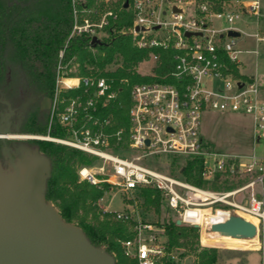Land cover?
Wrapping results in <instances>:
<instances>
[{"label": "built area", "instance_id": "1", "mask_svg": "<svg viewBox=\"0 0 264 264\" xmlns=\"http://www.w3.org/2000/svg\"><path fill=\"white\" fill-rule=\"evenodd\" d=\"M70 6L72 31L59 54L49 120V130L57 121L67 136L56 138L49 133L22 137L54 141L98 157L101 161L96 170H78L81 180L93 185L108 183L123 193L151 186L161 192L176 221L197 225L202 234L211 233L210 226L218 221L204 222L199 217L204 210L224 218L233 214L253 217L258 220V234L260 228L264 230V97L257 79L241 72L239 55L243 51L238 42L246 33L236 26L246 18H264V0H70ZM123 11L132 16L129 28H119ZM230 31L241 35L232 37ZM115 35L131 36L137 49L153 51L147 61L153 68L147 75L155 79L133 85L129 127L119 130L112 129L113 117L103 114L121 92L115 87L116 79L95 74V67L88 75L80 72L74 76L66 71L64 63L73 38H89L88 48L94 54L99 45H92L93 38L103 44ZM251 36L264 43V35ZM167 50L174 53V68L158 77L154 69L160 53ZM121 64L118 68L123 67ZM119 82L126 84L128 80ZM79 89L76 96L63 95ZM206 112L249 116L251 151L212 149L201 132ZM158 156L203 160L201 175L207 182L218 176L230 182H245L235 189L220 191L199 187L155 169L153 160ZM257 186L260 199L255 196ZM103 211L112 212L106 208ZM115 213L116 220L134 223V238L123 243L128 256L137 259L138 264H164L166 259L171 260L166 242L160 241L166 233L163 225L141 220L135 209Z\"/></svg>", "mask_w": 264, "mask_h": 264}, {"label": "trees", "instance_id": "2", "mask_svg": "<svg viewBox=\"0 0 264 264\" xmlns=\"http://www.w3.org/2000/svg\"><path fill=\"white\" fill-rule=\"evenodd\" d=\"M61 1L59 13L47 19L43 18L39 26L35 25V20H32L34 25L26 28L23 33L24 37H21L24 44L19 49L23 70L37 81L43 90L49 92L52 100L56 90L59 52L71 32L73 23L70 0ZM131 25V14L123 11L119 28H129ZM89 43L90 39L87 37L73 38L66 50L65 60L77 56L81 74L88 75L91 73V67H95L98 70L95 74L116 79L115 87L121 92L117 101L104 110L103 114L113 117V130L128 129V109L133 85L155 80L137 71L140 64L150 60L153 51L137 49L133 45L131 36L128 35L111 37L97 47L96 54L89 50ZM173 56L174 53L170 50L160 53L158 65L154 69L158 77L173 70L175 63ZM118 63H122L123 67L113 72H105L108 67ZM120 79H127L128 83L121 84ZM80 92L81 89L72 90L63 92V95L76 96ZM48 121L49 117L42 126L34 117L27 124L25 132L45 135L48 133ZM49 133L56 138L67 136L66 129L57 122L52 125ZM29 142L38 143L40 151L51 160L52 170L47 184L46 198L60 211L64 220L81 227L92 244L104 248L114 256L116 264H138L137 259L128 256L123 247L124 242L132 240L135 236L134 223L118 221L115 219V212H104L99 206V201L112 189V186L108 183L93 185L86 180H81L78 174L81 167L92 168L101 160L96 156L54 142L42 140H29ZM1 147L2 142L0 141ZM164 164L168 165L167 170L173 176L199 187H207L215 191L234 187L231 186L233 182L228 179L222 180L221 183L219 176L214 181H204L201 175L204 163L201 159L186 158L182 162L177 157H170L165 159ZM137 193L146 211L153 209L160 214L163 196L159 190L146 186L141 187ZM169 213L172 211L169 210ZM162 225L168 232L166 242L168 252L182 249L195 256V264H216L218 262L220 253L216 248L200 246L199 228L178 225L173 217H166ZM164 264H176V262L166 259Z\"/></svg>", "mask_w": 264, "mask_h": 264}, {"label": "water", "instance_id": "3", "mask_svg": "<svg viewBox=\"0 0 264 264\" xmlns=\"http://www.w3.org/2000/svg\"><path fill=\"white\" fill-rule=\"evenodd\" d=\"M229 35L241 34L230 31ZM92 45L102 42L95 37ZM46 102L51 108L50 99ZM12 137L15 135L9 131L0 130L6 158L5 165L0 162V264H116L114 256L92 244L81 227L66 222L47 200L51 160L38 146L24 142L12 149L7 144ZM210 232L218 238L253 240L258 227L233 214L220 217Z\"/></svg>", "mask_w": 264, "mask_h": 264}, {"label": "rangeland", "instance_id": "4", "mask_svg": "<svg viewBox=\"0 0 264 264\" xmlns=\"http://www.w3.org/2000/svg\"><path fill=\"white\" fill-rule=\"evenodd\" d=\"M61 3H62L61 0H0V8L10 7L12 8V12L19 14H31V15L40 14L41 15L40 18L36 16H34V18L33 17L30 18L31 21L32 20L36 21L38 19L50 18L51 16L59 13L61 11V5H62ZM170 12L171 9L169 8L168 17L170 15ZM236 26L242 29L246 33V35L243 36L242 39L239 40L238 42L239 49L243 51L239 55V60L242 62L241 72L249 76H254L257 79L262 95L264 97V43H259L256 37L251 36L255 33L264 35V18L260 20L254 18H246L244 22L241 21L237 23ZM24 28H25L24 25L20 26L19 31L23 32ZM70 34L67 40L69 39ZM96 53L97 50L94 54ZM59 63H60V57L57 65V76L59 72ZM64 63H66L67 65L66 71L69 74H72L74 76L79 75L81 70H80V66L78 65L80 64V62L78 61L77 56H73L70 59L65 60ZM118 66L119 65L116 64L108 67L106 70L109 71L116 70ZM152 68L153 67L151 61L143 62L137 67V71L142 75H147L151 73ZM49 120H50V116H49ZM54 123L55 122H53V124ZM251 128H252V123L250 117L237 115V114L206 112L203 114L201 120V132L205 137V139H207L211 143V148L225 152L229 151V152L247 153L251 151L252 149ZM49 132L50 130H49V121H48L47 134L43 135V134L28 133L23 136H33V135L48 136ZM25 140L29 142V140L27 139ZM49 142H54V141H49ZM30 145L38 146V143H30ZM167 158L170 157L169 156L155 157L153 160L155 162L153 164L155 166V169L169 172V170H167L168 165L164 164V161ZM178 159L183 162L185 161L186 157H178ZM149 166L153 167L151 163ZM96 167L97 166H93L92 168L96 170L95 169ZM105 172L107 173V169ZM99 177H103V176H99ZM220 182L222 183V179ZM244 182H245L244 180H236V181L233 180V184L231 186H234L233 188L235 189L241 186ZM255 192H256L255 195L256 198L260 199L261 194H260L259 186L256 187ZM244 195L245 196L247 195V198H249L248 193ZM142 202L143 201L138 197L137 192L123 193L115 188H112L109 192L105 194L104 198L99 201V206L102 210L103 208H106L112 212H127L129 210L135 209L137 210L139 214V218L141 220L150 222L158 226H161L163 224L166 217H173L174 219L176 218V215L173 212L169 213V208L167 207L166 203L163 201L161 205L160 214H157L153 209L146 211L145 207L141 205ZM246 217L249 219V216ZM204 233L205 232H203L202 234L200 229V246L202 248H216L219 251L220 258L216 264H264V230L263 229L260 228V232L258 236L255 238L256 243L254 244V246L248 247L247 249L244 248L242 249L239 248L238 246L230 247V245L225 242L207 243L205 240H203L205 236ZM206 233H208V231ZM167 235L168 232L166 231V233H164V236L160 238V241L167 242ZM259 245L260 248H257L259 247ZM168 253L171 256V260L176 262V264H195L196 261L195 256L186 253V251L182 249H174L172 251H169Z\"/></svg>", "mask_w": 264, "mask_h": 264}, {"label": "flooded vegetation", "instance_id": "5", "mask_svg": "<svg viewBox=\"0 0 264 264\" xmlns=\"http://www.w3.org/2000/svg\"><path fill=\"white\" fill-rule=\"evenodd\" d=\"M34 16L41 17L40 14L14 13L10 7L0 8V130H7L15 135L7 141L12 149L22 142L30 145L22 139L23 135L28 134L25 132L27 124L36 117L37 123L43 126L51 110L46 99H50L51 107L53 101L49 92L43 90L38 82L23 70L19 53L24 44L21 37H24L25 28L34 25L30 19ZM42 22V19H38L35 25L39 26ZM23 25L25 28L20 32V26ZM3 146L2 143L0 162L5 165Z\"/></svg>", "mask_w": 264, "mask_h": 264}, {"label": "bare ground", "instance_id": "6", "mask_svg": "<svg viewBox=\"0 0 264 264\" xmlns=\"http://www.w3.org/2000/svg\"><path fill=\"white\" fill-rule=\"evenodd\" d=\"M76 82V81H74ZM23 139H28L29 137H22ZM199 217L205 222L206 220L208 221H216L217 219H219L220 217L211 215L210 210H204L202 212L199 213ZM250 221H252L254 224L258 223V220L253 218V217H249ZM204 238L203 240H205L207 243H211V242H225L227 244L230 245V247H239V248H244L247 249L248 247L254 246L256 239L253 240H240V239H231V238H218L216 236H214V234L211 233H204ZM208 235V236H207ZM210 236V237H209ZM207 237V238H206ZM259 244V243H258ZM258 248V247H257ZM255 249V248H254Z\"/></svg>", "mask_w": 264, "mask_h": 264}]
</instances>
